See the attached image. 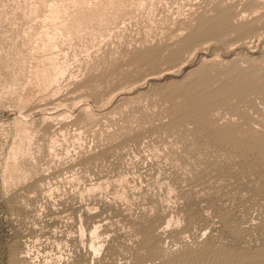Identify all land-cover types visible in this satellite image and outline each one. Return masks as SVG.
Instances as JSON below:
<instances>
[{
    "label": "rangeland",
    "instance_id": "1",
    "mask_svg": "<svg viewBox=\"0 0 264 264\" xmlns=\"http://www.w3.org/2000/svg\"><path fill=\"white\" fill-rule=\"evenodd\" d=\"M0 264H264V0H0Z\"/></svg>",
    "mask_w": 264,
    "mask_h": 264
},
{
    "label": "bare ground",
    "instance_id": "2",
    "mask_svg": "<svg viewBox=\"0 0 264 264\" xmlns=\"http://www.w3.org/2000/svg\"><path fill=\"white\" fill-rule=\"evenodd\" d=\"M54 12V11H53ZM59 72V71H58ZM63 73V72H62ZM39 75V74H38ZM56 75V74H55ZM24 134V133H23Z\"/></svg>",
    "mask_w": 264,
    "mask_h": 264
}]
</instances>
